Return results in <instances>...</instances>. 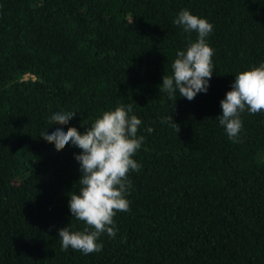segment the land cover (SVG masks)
I'll return each instance as SVG.
<instances>
[{
  "label": "trees",
  "instance_id": "1",
  "mask_svg": "<svg viewBox=\"0 0 264 264\" xmlns=\"http://www.w3.org/2000/svg\"><path fill=\"white\" fill-rule=\"evenodd\" d=\"M182 10L213 25L215 69L191 101L160 91L197 39L173 24ZM262 62L264 0H0V264H264V112L241 114L235 143L216 118L235 75ZM122 104L145 138L131 210L102 251H62L58 230L85 226L69 209L81 150L41 133L83 134ZM56 112L76 115L52 125Z\"/></svg>",
  "mask_w": 264,
  "mask_h": 264
},
{
  "label": "clouds",
  "instance_id": "2",
  "mask_svg": "<svg viewBox=\"0 0 264 264\" xmlns=\"http://www.w3.org/2000/svg\"><path fill=\"white\" fill-rule=\"evenodd\" d=\"M173 24L182 27L186 33H197V39L192 42L189 35L186 50L177 51L171 65L172 75H163L160 91L167 93L169 99H174L178 91L180 97L191 101L198 93H207L215 69L214 49L207 43L213 25L188 10L180 11ZM220 105L222 115L216 117L219 124L225 128L230 140L240 142L241 114L264 112V62L235 75L231 90ZM132 111L131 104L105 111L83 134L76 127L66 131L57 128L51 134L47 129L41 133L40 137L54 144L56 151L68 144L81 150L80 154H74L81 172L79 192L70 194L69 209L72 218L85 226L83 230H72L69 224L58 230L62 251L71 248L85 255L102 251L103 244L98 242L100 236L106 233L115 238L118 229L114 218L118 212L131 210L126 198L131 187L128 174L141 169L134 156L145 139L138 135L142 120L130 115ZM75 115L74 112H56L49 118V123L66 125ZM166 122L177 134L180 132V126L172 116L161 119V123ZM153 131V128H147L148 133Z\"/></svg>",
  "mask_w": 264,
  "mask_h": 264
}]
</instances>
